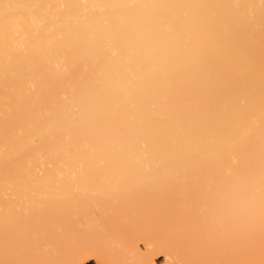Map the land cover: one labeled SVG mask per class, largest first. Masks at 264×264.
I'll use <instances>...</instances> for the list:
<instances>
[{"label":"bare ground","instance_id":"bare-ground-1","mask_svg":"<svg viewBox=\"0 0 264 264\" xmlns=\"http://www.w3.org/2000/svg\"><path fill=\"white\" fill-rule=\"evenodd\" d=\"M264 264V0H0V264Z\"/></svg>","mask_w":264,"mask_h":264},{"label":"rangeland","instance_id":"rangeland-1","mask_svg":"<svg viewBox=\"0 0 264 264\" xmlns=\"http://www.w3.org/2000/svg\"><path fill=\"white\" fill-rule=\"evenodd\" d=\"M155 261L157 264H165L164 257L161 254H156ZM83 264H99L94 258H89Z\"/></svg>","mask_w":264,"mask_h":264}]
</instances>
